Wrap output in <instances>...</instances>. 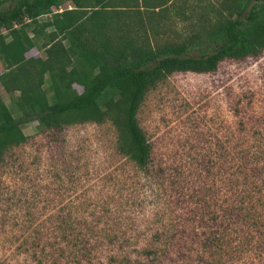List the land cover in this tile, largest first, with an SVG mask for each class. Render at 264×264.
<instances>
[{"label": "rangeland", "instance_id": "1", "mask_svg": "<svg viewBox=\"0 0 264 264\" xmlns=\"http://www.w3.org/2000/svg\"><path fill=\"white\" fill-rule=\"evenodd\" d=\"M221 2L167 0L162 39L180 40ZM183 7L184 20L173 15ZM0 98L10 107L1 86ZM135 118L150 146L144 168L117 150L110 120L21 125L26 141L0 162V264H264V51L169 74ZM242 199L245 222L227 215Z\"/></svg>", "mask_w": 264, "mask_h": 264}, {"label": "trees", "instance_id": "2", "mask_svg": "<svg viewBox=\"0 0 264 264\" xmlns=\"http://www.w3.org/2000/svg\"><path fill=\"white\" fill-rule=\"evenodd\" d=\"M65 1L72 6L61 7ZM5 2L0 86L10 107L0 98V162L6 151L26 141L23 124L35 121L44 132L110 120L120 131L117 150L144 168L150 146L135 115L148 90L173 72L207 73L223 59L244 60L264 51V0H222L224 15L219 9L214 17H200L180 40L162 39L165 30L158 22L165 20L167 0H0V5ZM185 9L173 15L184 20ZM30 48L42 55L26 57ZM241 202L227 215L249 221ZM215 232L207 247H217ZM73 245L85 250L78 241Z\"/></svg>", "mask_w": 264, "mask_h": 264}]
</instances>
